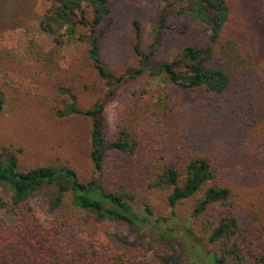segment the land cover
<instances>
[{"label": "trees", "instance_id": "obj_1", "mask_svg": "<svg viewBox=\"0 0 264 264\" xmlns=\"http://www.w3.org/2000/svg\"><path fill=\"white\" fill-rule=\"evenodd\" d=\"M185 1L187 5L180 11L195 20L189 44L182 45L170 61L149 69L156 85L130 92L116 116L114 135L108 137L103 127L107 101L118 84L143 72L138 67L114 76L100 57L98 29L111 14L112 0H39L37 27L50 38V44L45 48L35 37H26L32 82L68 68L63 50L75 38L87 45L88 59L106 81L105 94L87 109L76 105L74 92L60 87L69 93L71 102L57 111L59 116L91 118L89 156L96 175L82 181L66 164L27 168L20 162V147L0 142V264H168L158 255L145 259L139 245L115 238L102 224L86 218L80 235L67 239L63 228L73 224L71 217L87 215L135 227L148 224L159 240L180 239L177 232L183 230L185 241L193 248L185 264H264V238L242 242L245 228L225 213L232 205V189L224 182L218 163L201 151L175 154L159 135V130L167 127L177 96L199 92L217 99L232 81L229 71L214 60L215 44L231 19L229 0ZM158 33L154 30L153 45ZM3 65L1 61V71L7 76ZM256 67L264 84V60ZM37 95L38 103L47 100L46 95ZM5 101L0 88V111ZM256 122L264 130V109ZM134 166L147 174L145 189L166 192L168 216H155L146 197L121 179L126 169ZM42 186L57 189L53 207L60 205L68 192L73 212L48 213L37 207L31 196ZM187 200L190 215L176 219L175 206ZM252 214L258 218L257 212Z\"/></svg>", "mask_w": 264, "mask_h": 264}, {"label": "rangeland", "instance_id": "obj_2", "mask_svg": "<svg viewBox=\"0 0 264 264\" xmlns=\"http://www.w3.org/2000/svg\"><path fill=\"white\" fill-rule=\"evenodd\" d=\"M112 2L111 14L98 29L100 57L114 76L138 67L143 72L118 84L115 95L107 101L103 127L108 137L114 135L116 116L130 92L140 87L152 89L157 80L149 69L173 59L182 45L189 44L195 27L193 15L180 11L187 5L185 0ZM229 3L231 19L214 48L215 62L231 74L229 88L217 99L199 92L177 96L167 127L160 129L159 135L175 154L201 151L218 163L224 182L232 189V205L225 213L245 228L241 236L245 242L264 238V130L256 122L264 109V84L256 67L264 60V0ZM40 7L39 0H0V88L6 99L0 111V142L20 147V162L27 168L66 164L80 180L88 181L96 175L89 156L91 118L59 116L57 111L71 102L69 93L60 87L74 92L76 105L87 109L105 94L106 81L88 59L87 45L75 38L63 50L68 68L44 75L39 83L32 82L26 37H35L45 48L50 44V38L37 27L35 14ZM154 30L159 32L155 45ZM1 61L7 76L1 71ZM35 94L46 95L47 100L38 103ZM146 177L137 166L121 175L130 189L146 197L155 216H168L166 192L145 189ZM56 195L54 187L42 186L31 201L48 213L73 212L69 193L53 207L51 200ZM190 212L189 200L175 206L176 219H186ZM255 212L257 219L252 214ZM85 218L102 224L115 238L139 245L145 259L158 255L168 264H185L192 257L193 248L185 241L183 230L177 232L180 239L159 240L148 224L135 227L94 215L72 216L73 224L63 228L67 239L80 235ZM193 227L198 234V227Z\"/></svg>", "mask_w": 264, "mask_h": 264}]
</instances>
